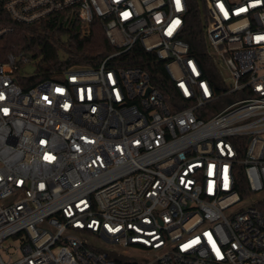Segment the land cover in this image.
I'll use <instances>...</instances> for the list:
<instances>
[{"label": "built area", "instance_id": "obj_1", "mask_svg": "<svg viewBox=\"0 0 264 264\" xmlns=\"http://www.w3.org/2000/svg\"><path fill=\"white\" fill-rule=\"evenodd\" d=\"M188 12L187 0H0V40L12 22L61 15L101 24L116 49L33 81L38 60L0 48V264H129L85 233L142 264H264V0H205L198 41ZM136 46L140 64L118 62Z\"/></svg>", "mask_w": 264, "mask_h": 264}, {"label": "trees", "instance_id": "obj_2", "mask_svg": "<svg viewBox=\"0 0 264 264\" xmlns=\"http://www.w3.org/2000/svg\"><path fill=\"white\" fill-rule=\"evenodd\" d=\"M189 5L190 39L198 41L202 36V21L205 15V0H187ZM14 32L0 40L3 54L25 51L37 59L36 76L33 79L50 77L55 72L73 66H98L116 49L110 44L99 23H94L87 32L79 21L53 15L46 20L24 25L11 23ZM146 55L136 46L132 53L118 57L121 64H140ZM151 72L156 73L150 66ZM242 197L247 194L245 182L238 184ZM264 201V200H263ZM264 211V202L262 205Z\"/></svg>", "mask_w": 264, "mask_h": 264}, {"label": "rangeland", "instance_id": "obj_3", "mask_svg": "<svg viewBox=\"0 0 264 264\" xmlns=\"http://www.w3.org/2000/svg\"><path fill=\"white\" fill-rule=\"evenodd\" d=\"M27 71L31 74L36 72V67L35 66H29ZM249 203L244 202L242 204H239L236 208L235 211H238L241 208H244L248 206ZM73 233H77L73 231ZM83 237L89 241V243L97 248H101L104 251L110 253V255L114 258L118 256V253L121 254V260L125 263H138L142 264L145 262V254L143 253H138L134 252L131 248L129 247H124L121 245L117 244H110L107 243L101 239H99L97 236L92 235L90 233H85L83 234ZM22 239L20 237H13L9 238L4 241L3 247L1 249V254L4 259L8 260L10 256L17 257L19 255V247L21 246Z\"/></svg>", "mask_w": 264, "mask_h": 264}, {"label": "snow or ice", "instance_id": "obj_4", "mask_svg": "<svg viewBox=\"0 0 264 264\" xmlns=\"http://www.w3.org/2000/svg\"><path fill=\"white\" fill-rule=\"evenodd\" d=\"M176 2H177V6L179 7L180 0H176ZM177 23H178V21H177Z\"/></svg>", "mask_w": 264, "mask_h": 264}]
</instances>
